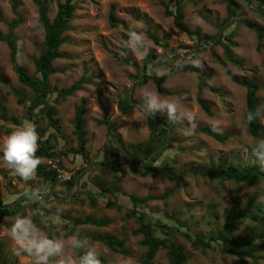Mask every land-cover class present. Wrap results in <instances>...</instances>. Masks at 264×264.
I'll list each match as a JSON object with an SVG mask.
<instances>
[{
	"label": "rangeland",
	"instance_id": "374dc122",
	"mask_svg": "<svg viewBox=\"0 0 264 264\" xmlns=\"http://www.w3.org/2000/svg\"><path fill=\"white\" fill-rule=\"evenodd\" d=\"M63 1L46 0L50 19L54 17L58 4ZM226 1L230 2L77 0L71 28L64 33L66 42L60 47L63 57L53 61V66L61 69V72L50 75L49 84L51 87L61 88L79 79H82L83 83L80 90L59 103H54L55 93L49 92L47 103L57 109V129L47 126V120L39 111V107L34 110L36 124L28 119L26 107L33 97V92L18 82L9 59L8 48L0 40V78L8 80V84L0 80V96L8 115L19 121V125H13L0 120V138L6 137L24 122L32 123L40 138L48 139V144L56 153L55 157L42 159L41 163L58 171V180L54 185L42 182L36 175L25 182L0 162V199L7 205L12 204L14 200L20 201V206L13 215L0 213V241L4 243V246L0 247V264H34V257L19 248L12 232L13 225L21 217L25 218L23 224L32 227L34 231L51 233L53 239L65 242L73 237H65L63 231L71 227L74 218H107L109 224L104 227L80 225L74 230L110 233L124 239L127 255L113 252L96 241L88 243L86 250L94 251L97 257L107 264H138L145 248L140 244L141 235L131 233L138 223L134 217L126 216L132 204L124 196L134 194L143 197L148 194L168 193L165 199L147 202L142 210L152 219L170 223H176L175 215L181 223V230H189L203 237L209 236L211 229L221 231L226 213L231 209H243L254 193L259 196L257 203L264 201L262 179L251 185L245 181H219L198 174L201 170L229 163L245 167L259 162L252 151L259 138L247 132L243 120L245 89L231 81L224 69L226 66L232 73L255 81L259 85L257 96L260 107H264V38L258 49L254 31L244 24L251 22L264 31V15L252 10L245 0H231L239 11L237 15H232ZM177 2L182 5L183 24L194 32L191 37L177 30L173 17L165 14L166 9L174 11ZM252 2L254 5L262 4L260 0ZM16 3L17 6L13 9L11 0H0V33L7 31V23L10 20L17 16L20 18V23L14 30L17 36L18 62L29 74H35L34 60L40 53L44 31L38 27V9L33 0H16ZM111 9L117 21L114 26L109 22ZM232 18L234 19L231 21ZM224 26L227 28L222 32L221 42L231 50L235 58L242 61V67L226 61L222 55V44L215 43L199 49L192 58L199 60V67L192 66V59L183 55V63L193 71L168 75L163 83L167 94H159L151 79L144 84L138 83L141 81L138 78L141 76L143 64H147L145 73L153 75L155 71L150 62L159 67L171 64L176 59H181L185 50L191 51L195 46L211 40ZM133 28L143 37V43L130 47L129 35ZM144 46H147L148 51L142 58L140 49ZM116 55L128 59L130 63L120 64ZM207 73H210L209 78ZM133 78L137 79L133 84L132 94V101L136 103H131L132 107L124 113L119 108V102L128 96ZM201 81L206 82L210 90L201 86ZM10 87L21 92L22 103L11 93ZM142 91H151L161 98L174 101L182 110L197 118L196 126L193 127L186 118L180 117L179 112L175 120H170L166 112L155 113L161 117L163 123L170 126V130L168 140L163 145L165 149L154 166H167L175 173L184 171L186 174L173 181L163 179L153 171H129L119 183L124 194L122 196L121 193L100 190L99 179L109 182L114 177L108 167L102 166L82 174L76 189L68 190L62 182L89 164L104 162L106 159L107 138L109 135L115 136L108 133L106 127L100 123L105 113L109 114L111 122L117 123L115 133L123 142L136 143L150 138L149 119H143L140 115L142 100L139 93ZM198 93L209 106L210 113L198 105ZM81 103H84L85 109L83 127L87 143L83 153L77 154L72 151L77 146L73 134V118L76 107ZM259 122L264 132V114L259 116ZM213 123L220 129L218 133L228 135L225 142H219L199 131L205 126L212 128ZM109 145L110 152H114L119 163L127 168V162L122 156L125 149L111 137ZM38 189V196L42 199L32 196ZM35 199L43 201L42 209L38 206V209L35 208ZM107 202H112L113 206H107ZM263 225V218L250 217L238 223L233 234L251 235ZM156 234L162 237L169 233L156 228ZM170 235L183 245L189 255L190 264H264V253L261 251L257 253L254 262L249 257L241 259L228 252H221L215 244L211 249L204 251L195 249L180 232L175 231ZM257 242L264 244V239H258ZM63 255L71 256L73 264H77L76 255L71 248L66 247ZM61 259L62 257L53 258L48 264H60ZM154 264H167L165 249L157 251Z\"/></svg>",
	"mask_w": 264,
	"mask_h": 264
},
{
	"label": "trees",
	"instance_id": "16d2710c",
	"mask_svg": "<svg viewBox=\"0 0 264 264\" xmlns=\"http://www.w3.org/2000/svg\"><path fill=\"white\" fill-rule=\"evenodd\" d=\"M12 1V8L15 9L17 6L16 0ZM246 3L250 6L252 10L259 12L264 15V0H260L262 4L254 5L252 0H245ZM38 9V27L42 28L44 31V38L41 46V50L37 58L34 60L35 74H29L18 62V46H17V36L14 34V30L17 25L20 23V18L10 20L7 23V31L5 33H0V40L3 41L9 51V59L12 64V68L17 76V80L20 84L30 88L33 92V97L31 98L29 104L26 107V113L28 114V119L36 124V117L34 110L39 107V111L47 120V126L54 127L57 129V124L59 119L55 117L57 114V109L54 105H48L47 97L49 92L52 91L55 93L54 103H59L60 100H65L68 96L73 95L76 91L82 88L83 80L79 79L69 86L57 88L56 86L51 87L49 84V76L58 72H61V69H58L53 66V61L63 57V53L60 51L61 45L66 42L64 33L69 31L71 26V20L76 10L77 0H64L62 3H59L57 6V11L52 19L48 16L49 6L46 0H33ZM227 8L231 11L232 15L236 14V7L233 5V1L227 4ZM182 5L177 2L175 4L174 11L165 10V14L173 17V23L177 30L184 33L188 37H191L194 32L187 28L183 22V14L181 12ZM109 22L111 25H116L117 21L111 9L109 12ZM224 24V23H223ZM245 26L254 31L257 38V48L261 46V41L264 38V31L257 25L251 22H244ZM222 34L216 44H222L223 50L222 55L224 59L230 62L233 65L242 67L243 63L240 59L235 58L231 50L221 42ZM190 50V49H189ZM189 50L183 52L187 53L186 58L192 59L196 53L200 50L190 53ZM119 63L122 65H127L130 61L126 58H122L116 55ZM177 60V59H176ZM176 60L171 63L167 68H160L159 66L153 65V70L155 73L149 75L144 74L143 79L138 82L140 84L146 83L151 79L156 87V90L159 94H167V91L163 87V83L166 80L167 76L176 73V72H187L193 71L191 67H177ZM218 61H220L218 59ZM224 65V64H223ZM145 70H147V64L145 65ZM225 74L230 78L234 83L242 86L245 89V110L243 113V120L246 125L247 132L254 136L255 138H260L264 136L262 124L259 122V117L254 119L249 123L246 119V115L250 110L260 108L259 98L257 92L259 90V85L247 77L238 76L232 73L225 66ZM158 73H163V75H158ZM206 76L209 78L210 73H207ZM1 81L8 84V80L4 77L0 78ZM201 86L210 90V86L206 82H200ZM11 93L17 97L19 103L23 102L21 92L13 87H10ZM198 105L207 113H210L209 106L202 100L200 94L196 96ZM132 107L129 102L128 96L119 102V108L122 112L126 113ZM85 113L84 103L79 104L74 113L73 118V134L75 136L77 146L72 149L74 153H83L85 145L87 143L86 131L83 127V115ZM149 126L151 129V136L147 140L140 142H130L125 143L116 135L115 131L117 128V123L111 122L110 116L108 113L104 114L103 119L100 120V123L106 127L108 133L117 137V143L125 149L122 156L127 162V168L123 167L119 161L115 158L116 155L114 152L111 153V160L104 165L108 167L113 173L114 177L106 182L104 179L98 180V185L102 192H117L121 193L119 183L122 178L130 172H144L153 171L157 176L168 179V180H179L186 173L184 171L173 172L169 167H156L154 163L160 158L164 149L163 145L168 140V132L170 126L162 122L161 117L153 114L149 118ZM0 120L8 121L13 125H19V121L8 115L7 108L5 107L3 100L0 96ZM200 132L210 136L211 138L219 141L225 142L228 139V135L221 134L218 132H213L211 127L205 126L199 129ZM52 134V133H50ZM38 139V150L36 155L40 160L45 158H53L56 153L52 150V147L48 144V139L43 140ZM114 137V138H115ZM156 152L152 154L154 151ZM151 156L144 168L137 167L140 164H143L144 160ZM107 157V151H105V158ZM60 166L63 165L60 163ZM78 171L74 173L70 178L62 182L66 188L69 190L75 181ZM198 174L202 177L209 179H216L219 181L233 180V181H245L248 184L254 185L257 180H264V165L260 162H254L249 166L242 167L236 163H229L225 166L214 167L206 170H201ZM36 176L47 184L54 185L58 180V171L57 169L51 168L44 163H40L36 170ZM124 196V194H122ZM126 197L132 204V208L126 212L127 217H134L138 223V226L132 229L131 233L133 235H141L140 244L145 248V250L140 255V262L138 264H154L155 255L159 249L166 250L167 264H190L189 255L184 250L183 245L178 242L170 234L180 232V234L188 241L191 246L195 249L207 250L211 249L215 244L219 247L221 252H228L233 256L243 259L244 257L252 258L255 262L257 253H264V244L257 242L258 239H264V225L259 231L252 232L251 235L242 234L234 235L233 231L237 228L238 223L241 221L252 217L256 219L261 217L264 219V201L257 203L258 194L254 193L251 198L248 200L243 209L234 210L231 209L226 213V218L223 223L221 231H216L215 229L210 230V234L207 237H203L199 234L191 233L189 230H181V224L177 216L174 215L176 223L164 222L161 219H152L151 216L146 214L142 207L149 201L155 199H165L168 197V193L161 195H145L143 197H138L134 194H129ZM91 200L94 202V198ZM15 203V204H13ZM35 208L42 209L43 201L35 199ZM107 206H113L112 202H107ZM20 206L19 200H14L12 204H4L0 199V213L3 215H13L18 207ZM38 206V207H37ZM109 224L107 218H95L92 216H87L84 218H74L71 221V227L63 231L65 237L78 235L82 239H87L88 243L93 241L99 242L109 248L111 251L127 255V250L125 248V240L116 237L110 233H100V232H91V231H80L75 232L74 228L80 225H91L96 227H104ZM183 225V223H182ZM156 228L166 230L169 233L167 236H158L156 234ZM47 235L53 239L51 233ZM4 246V243L0 241V247ZM226 249V250H225ZM74 251V250H73ZM86 249H81L74 251L77 264L79 261L80 255ZM51 258L50 260H52ZM99 264H107L103 259L98 258Z\"/></svg>",
	"mask_w": 264,
	"mask_h": 264
},
{
	"label": "clouds",
	"instance_id": "9594fccd",
	"mask_svg": "<svg viewBox=\"0 0 264 264\" xmlns=\"http://www.w3.org/2000/svg\"><path fill=\"white\" fill-rule=\"evenodd\" d=\"M143 43V37L133 28L129 35V46H139ZM148 48L144 46L140 49L141 57L147 54ZM194 67H199L198 59L190 61ZM177 67H184L183 54L181 59L176 60ZM163 75V73H158ZM142 100L140 115L147 119L157 112H166L170 120L180 117L186 118L192 126L195 127L197 118L190 112L184 111L180 106L171 100L161 98L158 94L151 91H142L139 93ZM264 114V107L250 110L246 119L251 123L254 119ZM212 131L219 132L216 123L212 124ZM38 133L35 126L30 122H24L15 130L11 131L6 137L0 138V162H3L13 174L20 177L25 182L33 179L36 170L41 163L40 158L36 155L38 150ZM252 151L258 161L264 165V137H260L254 144ZM39 189L32 193L37 199ZM21 217L13 225L12 232L18 242L19 248L28 255L34 257V264H48L51 258L62 257L60 264H73L71 256H64L66 247L74 251L86 249L88 247L87 239H82L78 235L73 236L67 242L58 239H52L47 234L39 230H33L32 227L24 225ZM78 264H99L97 254L92 250H86L79 257Z\"/></svg>",
	"mask_w": 264,
	"mask_h": 264
},
{
	"label": "water",
	"instance_id": "95a60500",
	"mask_svg": "<svg viewBox=\"0 0 264 264\" xmlns=\"http://www.w3.org/2000/svg\"><path fill=\"white\" fill-rule=\"evenodd\" d=\"M226 2L229 3L228 1H226ZM238 13H239V11L236 10V14H235V15H237ZM233 19H234V18H232L231 21H232ZM226 28H227V26H224V27H223V28H222V29H221V30H220V31H219V32H218V33H217V34H216L211 40H207V41H205L203 44L198 45V46H195L193 49H191L190 53H192V52H194V51H197V50H199V49H203V48H205V47H209V46L214 45V44L218 41V39L220 38V36H221L222 32L224 31V29H226ZM183 55L186 56L187 53H184ZM169 65H170V64H167V65H165V66H163V67H160V68H167ZM155 66H156V65H155ZM141 71H142V73H141V76L138 78V80H142L143 77H144V74H145V66H144V64H143V66H142V68H141ZM136 80H137L136 78H133L132 83H131V86H130V88H129V90H128V98H129V102H130V103H133V104L136 103V102H133V101H132L133 84H134V82H135ZM110 137L113 138L114 140H117L116 138H114V137H112L111 135H109V138H110ZM109 138H107V141H106L107 157H106L105 161H104V162H95V163L89 164L88 166L82 168V169L78 172V174L76 175V178H75L74 184H73V186L71 187V191H74V190L76 189V187L78 186V184H79V179H80V176H81L82 174H84L85 172H87V171H89V170H91V169H93V168L102 167V166H104V165L108 162V160H109L110 157H111L110 145H109ZM116 142H117V141H116ZM155 152H156V150H155L152 154H154ZM152 154L146 158L144 164H142L140 167H139V166H137V167H139V168L144 167L145 164H146V163L149 161V159L151 158ZM62 199H63V198H62Z\"/></svg>",
	"mask_w": 264,
	"mask_h": 264
}]
</instances>
